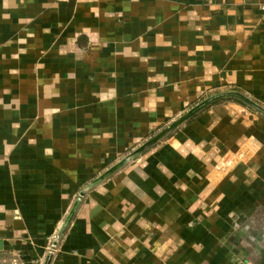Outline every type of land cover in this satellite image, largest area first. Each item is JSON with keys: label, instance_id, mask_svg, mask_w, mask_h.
<instances>
[{"label": "crops", "instance_id": "1", "mask_svg": "<svg viewBox=\"0 0 264 264\" xmlns=\"http://www.w3.org/2000/svg\"><path fill=\"white\" fill-rule=\"evenodd\" d=\"M229 91L264 108V0H0V264H44L89 183ZM50 264H264V116L223 100L171 130Z\"/></svg>", "mask_w": 264, "mask_h": 264}, {"label": "water", "instance_id": "2", "mask_svg": "<svg viewBox=\"0 0 264 264\" xmlns=\"http://www.w3.org/2000/svg\"><path fill=\"white\" fill-rule=\"evenodd\" d=\"M223 100H237V101H240V102L244 103L245 105H247L248 107H250L253 110H255L256 112H258L259 114H261V115L264 116V108H262L259 104H257L256 102H254L253 100H251L250 98H248L247 96H245V95H243V94H241L239 92H234V91L221 92V93H217V94H215L213 96H210L209 98L205 99L203 102H201L200 104H198L195 108L191 109L180 120H178L177 122L173 123L167 129H165L164 131H162L160 134H158L157 136H155L150 141H148L145 144H143L142 146H140L134 152L130 153L127 157H125L124 159H122L120 162H118L116 165H114L112 168H110L104 174H102L99 177H97L95 180H93L91 183H89L85 187V189L81 192L78 200L74 204L71 212L69 213V215H68V217H67V219H66V221L64 223L63 229L61 230V233L54 240L53 245L51 247V253L47 257V259H46V261H45L44 264H50L51 263V260L53 258V253H54V251L56 250V248L58 246V243H59L60 238L62 237V234L66 231V229L68 228V226L71 224V222H72V220H73V218H74V216H75V214H76V212H77V210H78V208L80 206L81 200L86 196L87 192L90 189H93L97 185L101 184L102 182H104L105 180H107L108 178H110L112 175H114L116 172H118L119 170H121L128 163H130L131 161H133V160L137 159L138 157H140L148 149L152 148L157 143H159L163 138H165L166 135L171 130H173L176 127L182 125L183 123H185L189 119H191L194 116H196L201 111H203V110L207 109L208 107L216 104L217 102H220V101H223Z\"/></svg>", "mask_w": 264, "mask_h": 264}]
</instances>
